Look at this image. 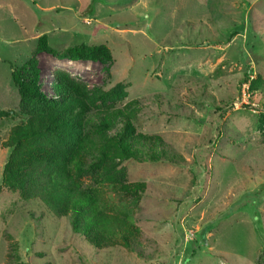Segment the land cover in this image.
Segmentation results:
<instances>
[{
  "label": "rangeland",
  "instance_id": "rangeland-1",
  "mask_svg": "<svg viewBox=\"0 0 264 264\" xmlns=\"http://www.w3.org/2000/svg\"><path fill=\"white\" fill-rule=\"evenodd\" d=\"M41 34L113 55L38 53L45 92L55 68L89 88L120 82L118 106L174 160H116L147 187L132 250L96 249L41 200L1 187L0 264H264V0H0V109L12 110L0 118V185L4 142L26 119L11 65Z\"/></svg>",
  "mask_w": 264,
  "mask_h": 264
},
{
  "label": "trees",
  "instance_id": "trees-1",
  "mask_svg": "<svg viewBox=\"0 0 264 264\" xmlns=\"http://www.w3.org/2000/svg\"><path fill=\"white\" fill-rule=\"evenodd\" d=\"M40 52L70 61L113 59L104 43L56 49L41 34L33 54L11 65L19 97L15 114L26 119L10 129L4 142L10 152L0 188L18 191L25 200H41L56 216L67 217L72 232L96 249L122 244L132 250L140 234L132 215L147 187L144 181L128 180L116 160L174 159L158 135L139 131L131 113L118 106L125 96L120 82L107 89L89 88L55 68L45 92L36 58ZM10 112L0 109V118Z\"/></svg>",
  "mask_w": 264,
  "mask_h": 264
},
{
  "label": "built area",
  "instance_id": "built-area-1",
  "mask_svg": "<svg viewBox=\"0 0 264 264\" xmlns=\"http://www.w3.org/2000/svg\"><path fill=\"white\" fill-rule=\"evenodd\" d=\"M244 93H245V89H244Z\"/></svg>",
  "mask_w": 264,
  "mask_h": 264
}]
</instances>
